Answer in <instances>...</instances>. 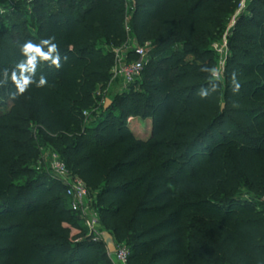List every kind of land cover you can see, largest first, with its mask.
<instances>
[{
    "label": "trees",
    "instance_id": "trees-1",
    "mask_svg": "<svg viewBox=\"0 0 264 264\" xmlns=\"http://www.w3.org/2000/svg\"><path fill=\"white\" fill-rule=\"evenodd\" d=\"M240 1L34 0L31 24L0 27V264H113L103 242L72 236L64 186L31 170L42 148L95 197L127 264H264V0L235 18L214 77L213 44ZM129 38L151 43L149 63L98 108ZM44 40L60 67L38 57L20 93L22 48L47 52ZM136 119L150 122L146 138Z\"/></svg>",
    "mask_w": 264,
    "mask_h": 264
},
{
    "label": "built area",
    "instance_id": "built-area-1",
    "mask_svg": "<svg viewBox=\"0 0 264 264\" xmlns=\"http://www.w3.org/2000/svg\"><path fill=\"white\" fill-rule=\"evenodd\" d=\"M13 0H0V14L4 11L2 7H8ZM26 3H31L34 0H23ZM126 6L131 4L133 0H124ZM247 1L241 0L238 5L237 15L246 9ZM3 3V5H2ZM129 18H126L125 31L129 33ZM234 24V23H233ZM215 51L223 54L224 59L221 62L222 71L227 55L226 38L222 44L213 45ZM152 50L151 43L139 44L136 40L129 38L120 47L113 49V67L110 71V82H120L123 88H129L139 81L144 67L149 63L150 53ZM97 95H100L99 93ZM87 112L83 116L87 119ZM42 151V150H41ZM47 156L50 163V170L53 178L60 182L65 188V195L68 200L69 209L78 214L84 224V229L87 231V236L91 241L98 243L103 242V230L99 221L97 212L92 208L90 194L83 181L77 176L72 175L65 164L60 160L59 156L47 150ZM74 232V231H73ZM72 232V234H73ZM75 233L74 235H77ZM115 242V241H114ZM115 253L108 255L113 264H127L129 250L124 244L115 242Z\"/></svg>",
    "mask_w": 264,
    "mask_h": 264
},
{
    "label": "rangeland",
    "instance_id": "rangeland-1",
    "mask_svg": "<svg viewBox=\"0 0 264 264\" xmlns=\"http://www.w3.org/2000/svg\"><path fill=\"white\" fill-rule=\"evenodd\" d=\"M247 3H249V1H247ZM3 5V3H2ZM2 9L4 10L1 14H0V27L3 26H9L10 22H22L24 20H26L28 23H32L33 17L31 15V6L24 2L23 0H13L12 3L9 4L8 7H2ZM238 10V7H237ZM237 12L234 14V16L230 17V19L226 22L223 34L220 37H217L216 41L214 42L213 45L215 44H222V42L224 41L225 38H227V35L230 33L232 27H233V23L235 21V18L237 17ZM213 50L215 51V49L213 48ZM216 53V57H217V64H216V69L214 72V77L217 78L218 80L221 81V83H223V77H222V66H221V62L223 61L224 57V51L222 52L223 54H219L215 51ZM151 54V53H150ZM227 56V55H226ZM129 90V88H123L122 84L120 82H108L106 85V90L105 92H103V94L100 96L102 99L99 100L98 102V108L99 107H103L104 108V104H105V100L108 99L111 102L116 100L121 94L127 93ZM100 94V92H98ZM92 117L90 116V114L87 115V124H90L92 122ZM128 126L129 128L135 133L138 134L139 136H142L143 138H146L147 135H149V131H150V122L147 120H142V119H136L134 121H129L128 122ZM31 133L32 136L35 138L39 137V128L35 125L31 126ZM42 150V151H41ZM47 150H49V148H42L40 149L39 153L40 156L38 158V161L36 163V165L34 167H31L32 171L36 174L39 175L41 173L45 174L48 177H52V173L50 170V163H49V159L47 156ZM26 179V177H22L19 181V183L23 182ZM91 202H92V208L95 212L98 211L96 203H95V197L92 196L90 197ZM263 203V202H262ZM98 214V212H97ZM72 218H74L79 226V228L77 230H75L72 234V236H80V234L82 235V231H84V236H82L81 238H79L80 240L86 239V240H91L90 237L87 236V231H85L84 229V224L81 220V218H79L80 216H75L72 215ZM99 216V215H98ZM103 233H105L106 231H104V229L102 228ZM75 233H78L77 235H74ZM101 249V246H98V250ZM112 261V260H111Z\"/></svg>",
    "mask_w": 264,
    "mask_h": 264
},
{
    "label": "clouds",
    "instance_id": "clouds-1",
    "mask_svg": "<svg viewBox=\"0 0 264 264\" xmlns=\"http://www.w3.org/2000/svg\"><path fill=\"white\" fill-rule=\"evenodd\" d=\"M42 44L49 45L48 51L43 52L40 45L33 44L32 42H27L24 44L22 48V52L27 56L26 62H21L17 65V67L20 70V75L17 77L15 71L12 73V81L16 84L17 89L20 93H23L26 88L33 83V76L35 74L36 65H37V58H41L43 60H50L53 65H55L57 68L60 67L59 63V56H53V53H56L57 46L55 44H52L50 40H44L41 42ZM25 73H28V75H25ZM5 75H7V72L5 71ZM46 83V80L41 77L38 83L39 86H43ZM235 83V81H234ZM239 89V84H235V90ZM201 95L205 96L207 95L206 91H201Z\"/></svg>",
    "mask_w": 264,
    "mask_h": 264
},
{
    "label": "water",
    "instance_id": "water-1",
    "mask_svg": "<svg viewBox=\"0 0 264 264\" xmlns=\"http://www.w3.org/2000/svg\"><path fill=\"white\" fill-rule=\"evenodd\" d=\"M110 105H111V101L106 99L105 104H104V110H107ZM103 243L105 245V249H106L107 254L113 255L116 251L115 250V242H114L113 236L110 233L105 232L103 234Z\"/></svg>",
    "mask_w": 264,
    "mask_h": 264
}]
</instances>
